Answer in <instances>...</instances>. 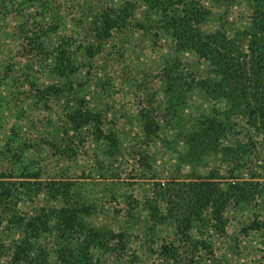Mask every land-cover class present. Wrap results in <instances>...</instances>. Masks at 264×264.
<instances>
[{"label":"trees","instance_id":"obj_1","mask_svg":"<svg viewBox=\"0 0 264 264\" xmlns=\"http://www.w3.org/2000/svg\"><path fill=\"white\" fill-rule=\"evenodd\" d=\"M36 1L0 0L4 20L13 12L21 16L17 29L10 33L20 44L19 55L0 66V264H103L106 255L121 256L127 251L132 233L92 225L89 218L97 205L83 187L90 177L65 173L44 177L43 167L27 151L34 148L70 158L91 140L102 152L96 157L99 166L103 157L120 154L117 134L105 128L106 115L92 102L88 91L95 87L104 93L110 84L107 79L94 77L95 58L104 52L114 30L130 26L137 1L99 9L90 35L79 44V33L60 30L64 26L61 21L31 26L27 10ZM143 1L153 9L148 19L152 21L159 14L162 18L158 27L180 41L178 50H195L210 61L219 79L205 80L203 88L215 96L227 94L229 89L233 99L246 104L249 121L264 132V0L257 1L248 51L238 57L232 51L233 44L218 45L216 34L204 36L197 28L205 18L199 0H175L174 4L173 0ZM181 2L183 9L174 7ZM43 7L47 8L46 4ZM172 55L165 56L162 70L168 94L172 95L168 101L176 106V92L193 89L195 79L190 71L186 79L192 80L184 79L180 61ZM38 59L48 81H39L38 71H34ZM18 63L27 64L26 70L20 72ZM19 74H24L21 90L15 77ZM52 105L55 107L50 108ZM36 111L38 128L43 131H38L33 140L24 120L28 118L36 126ZM140 112L143 131L152 139L161 125L153 110ZM223 125L216 117L209 118L194 137L199 141L213 139ZM213 176L174 186L157 183L150 198L131 204V212L142 205L146 210L143 244L167 264L194 263V248L207 246V240L192 235L195 224L224 232V212L229 204L243 202L255 192V186L239 180L223 187L222 181ZM39 197H44V202L35 206ZM29 204L34 207L27 210ZM160 228L167 233L163 235Z\"/></svg>","mask_w":264,"mask_h":264},{"label":"rangeland","instance_id":"obj_2","mask_svg":"<svg viewBox=\"0 0 264 264\" xmlns=\"http://www.w3.org/2000/svg\"><path fill=\"white\" fill-rule=\"evenodd\" d=\"M125 1H137L130 26L113 31L104 52L96 56L92 72L94 77L107 79L110 84L104 93L95 87L88 91L92 102L106 115L105 128L117 134L120 154L103 157L99 166L96 157H101L102 152L91 140L70 158L34 148L27 154L43 167L44 177H59L61 173L90 177L83 186L86 195L97 205L90 223L132 233L127 251L121 256L105 254L103 264H167L143 244L146 210L142 205L131 212V204L150 198L157 183L174 186V183L193 182L213 175L215 180L222 181L223 187L239 180L255 186V192L243 202L229 204L224 212V232L195 224L192 235L195 239L207 240V246L195 247L194 263L189 264H264V132L249 121L246 104L233 99L229 89L227 94L215 96L203 88L205 80L219 79L210 61L195 50H178L180 41L158 27L157 22L162 18L159 14L152 21L148 19L153 9L143 0H37L27 14L33 27L61 21L64 26L60 30L79 33L76 36L79 44L90 35L89 28L99 9L116 8ZM199 1L205 9V18L197 28L203 35L216 34L218 45L233 44L235 57L246 53L258 0ZM184 2L174 7L181 10ZM20 18L16 12L6 20L0 16V66L17 57L20 44L10 33L17 29ZM169 53L179 59L184 79L189 71L195 79L193 89L176 92V106L168 101L172 95L168 94L162 70ZM35 63L39 81H48L43 64L39 59ZM25 65L18 63L20 72L26 70ZM23 76H15L20 90L25 83ZM145 108L155 112L161 125L152 139L143 131L140 111ZM37 114L36 111V126L28 118L24 120L33 140L38 131H43L38 128ZM212 117L223 122L222 131L213 139L199 141L194 137L195 132ZM43 198L36 199L35 206L44 202ZM29 205L27 210L34 207ZM160 229L163 235L167 233L164 228Z\"/></svg>","mask_w":264,"mask_h":264}]
</instances>
